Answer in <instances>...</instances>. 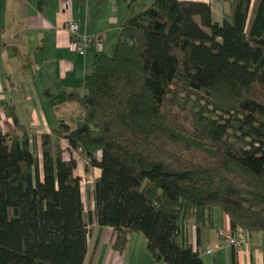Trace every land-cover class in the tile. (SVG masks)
<instances>
[{"label":"trees","instance_id":"obj_1","mask_svg":"<svg viewBox=\"0 0 264 264\" xmlns=\"http://www.w3.org/2000/svg\"><path fill=\"white\" fill-rule=\"evenodd\" d=\"M92 1L99 12L104 0ZM228 1L221 21L204 0H153L128 16L85 92L69 95L78 126L0 125V264H82L79 147L100 168L96 219L117 250L139 231L153 261L203 264L181 221H210L213 208L232 230L264 231V0L249 23L251 0Z\"/></svg>","mask_w":264,"mask_h":264},{"label":"crops","instance_id":"obj_2","mask_svg":"<svg viewBox=\"0 0 264 264\" xmlns=\"http://www.w3.org/2000/svg\"><path fill=\"white\" fill-rule=\"evenodd\" d=\"M204 1L209 2L215 21H221L230 11L228 0ZM257 3L251 0L248 23ZM145 6L142 0H104L98 12L92 0L79 5L74 0H0V102L6 104V108L0 107L2 130L10 131L19 123L39 135L52 133L61 120L71 127L78 126L83 107L69 95L85 92L83 78L90 72L96 52H110L121 23ZM69 20L77 22L79 34H105L101 49L76 51L65 27ZM55 140L68 157L67 138ZM86 157L82 153L76 158L74 171L81 177L87 224L82 264H165L152 260L142 232H132L121 251L112 246L115 230L100 225L95 214L94 180L100 168L90 163L82 173L80 163ZM206 213L210 221L199 220L194 213L181 221L184 234L199 251L203 264H264V231L245 229L249 244L237 247L222 241L217 232L220 227L231 229L227 215L219 208Z\"/></svg>","mask_w":264,"mask_h":264},{"label":"built area","instance_id":"obj_3","mask_svg":"<svg viewBox=\"0 0 264 264\" xmlns=\"http://www.w3.org/2000/svg\"><path fill=\"white\" fill-rule=\"evenodd\" d=\"M66 29L72 36L73 46L76 51L80 53H85L90 47L96 49H101L105 34L96 33V34H79L77 32L78 24L75 20H69L65 23ZM82 153L85 154V150L82 147H79L74 150L75 158H80ZM90 160V157H86V161ZM244 230L242 227L237 226L234 230L228 227H220L217 232L220 239L228 244L236 245L237 247L246 248L249 244L248 238L244 235ZM208 251H211L212 248H208Z\"/></svg>","mask_w":264,"mask_h":264},{"label":"rangeland","instance_id":"obj_4","mask_svg":"<svg viewBox=\"0 0 264 264\" xmlns=\"http://www.w3.org/2000/svg\"><path fill=\"white\" fill-rule=\"evenodd\" d=\"M152 1L153 0H148V1L147 0H142V2H146V6L149 5ZM100 151H101V148L100 147L96 148V156L97 157H100ZM80 164H81V172L82 173H84V168H87V166L91 165L90 164V160H87L86 161V159H83V161Z\"/></svg>","mask_w":264,"mask_h":264}]
</instances>
